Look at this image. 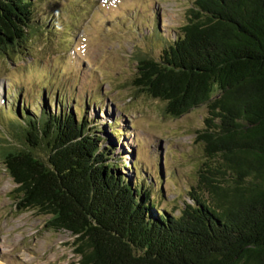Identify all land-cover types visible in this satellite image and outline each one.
Returning <instances> with one entry per match:
<instances>
[{
  "label": "trees",
  "instance_id": "trees-1",
  "mask_svg": "<svg viewBox=\"0 0 264 264\" xmlns=\"http://www.w3.org/2000/svg\"><path fill=\"white\" fill-rule=\"evenodd\" d=\"M34 10L0 0L2 53L29 49ZM137 70L135 85L168 116L207 107L196 141L213 165L198 173L194 204L158 212L147 179L118 173L113 147L63 112L62 95L53 111L22 108L0 139L17 207L70 232L78 264H264V0H195L175 40L157 60L138 56Z\"/></svg>",
  "mask_w": 264,
  "mask_h": 264
},
{
  "label": "rangeland",
  "instance_id": "rangeland-1",
  "mask_svg": "<svg viewBox=\"0 0 264 264\" xmlns=\"http://www.w3.org/2000/svg\"><path fill=\"white\" fill-rule=\"evenodd\" d=\"M32 1L38 29L28 35L29 49L0 51V139L22 108L38 115L48 104L53 111L65 95L63 112L68 107L100 131L118 173L133 183L146 178L157 211L180 216L194 204L199 171L213 165L196 141L207 107L170 117L135 82L138 56L157 60L195 0ZM15 188L0 158V264H78L75 237L47 228L48 216L20 210Z\"/></svg>",
  "mask_w": 264,
  "mask_h": 264
}]
</instances>
